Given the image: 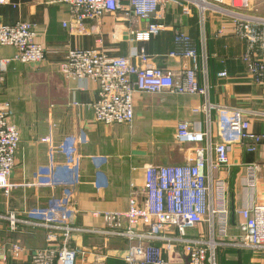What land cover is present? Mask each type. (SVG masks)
Segmentation results:
<instances>
[{"label":"crops","instance_id":"obj_1","mask_svg":"<svg viewBox=\"0 0 264 264\" xmlns=\"http://www.w3.org/2000/svg\"><path fill=\"white\" fill-rule=\"evenodd\" d=\"M122 4L128 7L126 0ZM207 19L204 36L212 86L209 101L216 106L243 109L251 129L263 132L264 119L250 113L264 112V83L257 86L248 78L240 62L244 50L241 40L229 33L223 38L215 36L223 19L213 15ZM69 21V7L62 0H0V24L31 23L37 42L45 48L43 63L24 65L11 61L14 48L0 47V60L10 61L2 73L0 103L9 104V122L20 134L9 179L15 188L9 197L0 191V216L13 214L25 220L23 212L31 207H46L52 197L64 199L76 211L72 227L77 231L69 246L82 254L75 264H124L128 242L96 233L109 230L102 215L127 211L132 191L141 192L143 188L145 166H176L193 158L190 146L176 145L175 129L182 121L196 130L204 129V116L191 113L203 106V99L136 94L132 126H104L94 123L91 109L97 100V85L64 79L58 73V65L73 49H98L107 57L123 58L130 56L133 49L142 48L152 66L174 74L190 67L188 60L169 57L174 50V32L191 36L198 50V19L195 12L184 17L174 6L159 10L148 20L127 17L122 11L88 22L83 36L63 27ZM149 24L163 25L165 30L149 42H129V30L144 31ZM224 70L228 78L217 79L216 75ZM212 115L214 118L215 111ZM228 153L229 167L218 177L229 188V227L225 237L214 235L216 242H222L215 253L217 264H264V252L228 246L241 235V220L235 212L253 203L264 204V146L247 153L244 146L233 145ZM48 164L55 171L54 186L33 187L39 168ZM248 167L255 169L254 186L248 183ZM124 227L125 223L122 230ZM198 231L206 235L207 226H200ZM45 234L41 228L26 225L11 232L7 221L0 219V264H31V256L45 246ZM17 243L24 251L15 256L11 248Z\"/></svg>","mask_w":264,"mask_h":264},{"label":"built area","instance_id":"obj_2","mask_svg":"<svg viewBox=\"0 0 264 264\" xmlns=\"http://www.w3.org/2000/svg\"><path fill=\"white\" fill-rule=\"evenodd\" d=\"M62 0L69 7L70 21L63 23L78 36L86 33V24L105 15L124 11L125 16L148 20L168 6L180 9L184 17L195 12L199 27V48L191 36L174 32L175 49L170 58H183L189 68L170 73L151 65L144 49H133L128 57L110 58L98 49L69 50L58 65L61 77L71 81H91L97 85V100L91 105L94 123L104 126H132L135 118L133 98L136 94L197 96L203 99L200 109L206 120L203 130L179 122L175 129L176 145L190 146L193 158L176 166H145L141 192L132 191L125 213H104L108 225L104 236L118 237L128 242L124 264H217L216 249L221 243L214 235L226 236L229 227L227 209L228 186L218 177L229 167V149L242 145L247 153H255L264 146V131L255 133L250 119L242 109H230L210 103L208 61L205 28L208 15L223 19L217 30L218 38L227 33L244 43L240 62L254 85L264 83V16L254 7L256 0ZM228 24L229 27H226ZM160 24H149L144 31H128L129 42H149L163 32ZM31 23L13 26L0 24V47L15 49L11 59L24 65H39L45 60V48L36 40ZM9 60H0V88L2 73ZM217 79L228 78L224 70ZM215 111L213 118L212 112ZM264 119V112L250 113ZM8 103H0V191L7 197L15 185L9 181L20 147L19 131L10 124ZM248 183L254 186V167H248ZM55 171L51 164L40 167L33 187L52 188ZM240 223V236L228 246L252 253L264 252V204L253 203L235 212ZM25 220L13 214L0 216L11 232L19 225L45 230V246L31 256V264H75L82 252L69 246L74 229L76 211L64 199L51 198L46 207L34 206L23 212ZM123 223L125 227L122 230ZM207 226V234L198 231ZM62 240L60 243V239ZM159 243L160 246L156 244ZM61 245L58 248V245ZM11 251L18 256L24 250L20 244Z\"/></svg>","mask_w":264,"mask_h":264},{"label":"rangeland","instance_id":"obj_3","mask_svg":"<svg viewBox=\"0 0 264 264\" xmlns=\"http://www.w3.org/2000/svg\"><path fill=\"white\" fill-rule=\"evenodd\" d=\"M258 2L253 3L254 7L257 8L259 10V14H263L264 15V0H260Z\"/></svg>","mask_w":264,"mask_h":264},{"label":"trees","instance_id":"obj_4","mask_svg":"<svg viewBox=\"0 0 264 264\" xmlns=\"http://www.w3.org/2000/svg\"><path fill=\"white\" fill-rule=\"evenodd\" d=\"M192 44H193V46L195 47L194 42H193V39H192ZM174 49H175V46H174Z\"/></svg>","mask_w":264,"mask_h":264}]
</instances>
